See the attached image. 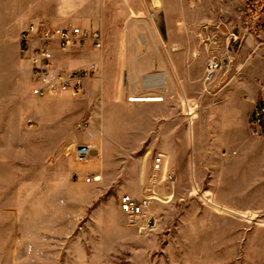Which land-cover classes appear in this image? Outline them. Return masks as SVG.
Wrapping results in <instances>:
<instances>
[{"label": "rangeland", "instance_id": "rangeland-1", "mask_svg": "<svg viewBox=\"0 0 264 264\" xmlns=\"http://www.w3.org/2000/svg\"><path fill=\"white\" fill-rule=\"evenodd\" d=\"M127 1L0 0V264H264V199L206 194L184 154L164 153L172 111L190 105L173 47L203 91H233L222 108L264 97V0ZM31 21L102 31L99 49L55 53V69L98 64L80 93H32L19 38ZM213 56L222 64L207 79ZM146 187L148 216L131 223L120 197Z\"/></svg>", "mask_w": 264, "mask_h": 264}, {"label": "crops", "instance_id": "crops-1", "mask_svg": "<svg viewBox=\"0 0 264 264\" xmlns=\"http://www.w3.org/2000/svg\"><path fill=\"white\" fill-rule=\"evenodd\" d=\"M127 5L135 8L137 3L128 0ZM207 17L211 18L209 15ZM30 18V15L26 16V19ZM205 28L207 32H217L212 25ZM180 45L182 47L184 44ZM175 49L173 47L174 53L177 51ZM173 52V61L182 79V91L190 105L183 110L177 106L172 111L170 148L164 153L169 152L173 161H178L179 155L184 154L188 170L196 178L197 184L204 186L206 194L222 193V201L230 204L233 203L232 199L237 204V200L239 203L241 199L255 195L256 199H264V136L249 130L248 115L252 105L247 106V110H243L244 102L237 103L239 106L234 105L232 110L222 108L224 99L233 91L226 95L222 94V90L212 95L203 91L200 84H195L196 80H202V73L195 80L186 63L183 65L184 62L176 61ZM179 64L183 65L182 70ZM159 74L148 78L150 85L152 82L160 84ZM181 137L183 143L179 144ZM208 172L211 179L206 182ZM230 204L231 208H239Z\"/></svg>", "mask_w": 264, "mask_h": 264}, {"label": "built area", "instance_id": "built-area-1", "mask_svg": "<svg viewBox=\"0 0 264 264\" xmlns=\"http://www.w3.org/2000/svg\"><path fill=\"white\" fill-rule=\"evenodd\" d=\"M21 50L30 63L32 93L47 95L57 92H68L72 95L80 93L86 78L96 73L98 64L90 62L87 66L72 69H55L56 51H68L83 45L99 49L103 46L104 36L100 29L79 24L51 25L31 21L20 32ZM221 59L213 56L207 62V79L214 76V71L221 67ZM249 128L252 133L264 136V97L253 102L249 117ZM87 122L79 123L78 127ZM89 146H80L75 150L76 157L84 159L90 152ZM163 156L154 158V171L163 168ZM168 179L174 181L175 171H170ZM100 175L91 173L85 176L86 181L99 179ZM149 187L141 195L124 193L120 197V208L131 223L147 217L151 203ZM150 218L147 222H149Z\"/></svg>", "mask_w": 264, "mask_h": 264}, {"label": "bare ground", "instance_id": "bare-ground-1", "mask_svg": "<svg viewBox=\"0 0 264 264\" xmlns=\"http://www.w3.org/2000/svg\"><path fill=\"white\" fill-rule=\"evenodd\" d=\"M143 96H148V97H154L156 101H160V100H163L164 99V96L162 95H155V94H152V95H143ZM141 96V97H143ZM139 95H132V96H129V100H132V101H138V100H143V99H139Z\"/></svg>", "mask_w": 264, "mask_h": 264}]
</instances>
